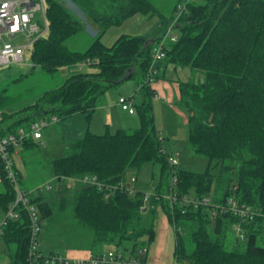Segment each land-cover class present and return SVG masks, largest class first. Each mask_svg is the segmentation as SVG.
<instances>
[{
    "label": "trees",
    "instance_id": "1",
    "mask_svg": "<svg viewBox=\"0 0 264 264\" xmlns=\"http://www.w3.org/2000/svg\"><path fill=\"white\" fill-rule=\"evenodd\" d=\"M68 1L78 13L63 0H46L49 32L35 43L31 57L48 73L65 67L71 73L62 86L46 91L18 111L8 112L12 103L0 94L2 134L29 131L33 123L48 116L58 117L61 123L85 114L90 122L107 92L132 78L138 79L142 93L139 102L130 97L140 126L114 134L107 127L103 135L88 129L81 140L68 143L66 156L52 163L57 181L96 176L102 188L82 184L74 193L67 186L51 199L42 193L34 196L25 189L40 228L42 220L53 215L52 204L60 211L72 207L79 224L92 232L91 255L116 249L129 261L147 264L161 207L175 229L174 260L179 264H264V0H196L187 4L176 22L178 6L184 0L175 5L171 18L153 0ZM135 15L159 17V24L150 35H123L111 47L103 44L102 37L110 28L121 26ZM87 21L99 29L92 44L85 51L69 49L66 41L86 33ZM171 26L179 31L178 40L166 44L165 58L157 63L154 79L160 78L161 66L168 64L202 74V81L180 83L178 105L189 113L190 146L209 160L204 173L171 166L172 155L165 151L156 125L155 91L148 77L153 51ZM84 64L96 66L98 72H80ZM34 146L39 145L29 138L19 148L23 151ZM149 163L160 165L161 171L148 200L143 191L130 194L120 189V185L129 184V168ZM213 165L220 166L219 174H213ZM14 168L23 180L15 161ZM174 176L177 183L172 187ZM0 179L1 220L16 199L1 159ZM170 192L177 201L194 196L208 197L210 202L199 207L172 204L164 197ZM52 198L54 203L50 202ZM234 209L248 214L241 217ZM15 210L18 218L7 220L0 237L15 249L11 264H30V219L22 204ZM230 226L237 242L245 244L243 250L226 248ZM186 232L194 244L192 252L187 249ZM36 254L32 258L45 264L39 239Z\"/></svg>",
    "mask_w": 264,
    "mask_h": 264
},
{
    "label": "rangeland",
    "instance_id": "2",
    "mask_svg": "<svg viewBox=\"0 0 264 264\" xmlns=\"http://www.w3.org/2000/svg\"><path fill=\"white\" fill-rule=\"evenodd\" d=\"M180 1L182 0H153L154 4L167 18H171L175 5ZM185 1L186 0H184L183 3ZM63 2L72 11L78 13L74 5L68 0H63ZM36 18L41 20L39 14ZM90 25H92L91 22L89 23L87 21L86 30L88 33H91ZM125 29L127 31L133 30L130 27H126ZM175 34H179V31L173 30L170 32V35ZM92 42L93 39H91L87 33H81L67 40L65 44L73 51H85L90 47ZM169 42L170 40L167 41V44ZM31 55V52H26L23 63L0 67V94L4 93L8 101L12 103V106L6 109L8 112L18 111L33 104L46 91L62 86L70 75L71 70L69 67L62 68L59 72L52 74L44 71L40 66H36L33 63ZM80 72L96 73L98 69L96 66L84 64ZM115 93L118 97L121 95L127 96V98L135 96L138 102L142 96L138 79L136 78L125 81L119 85L118 88L111 90L107 95L110 96ZM185 112H187V110ZM158 117L159 122L163 126H166V132L163 134L160 133L161 137L164 139L163 147H173V149H167V152L178 158L179 165L177 167L194 173L206 172L209 167V160L206 157L196 154L194 149L190 146L188 123L186 130H183L180 125L177 126L179 127V129H177L175 128L176 125L170 113L169 116H167L164 114V111L160 110ZM134 119L135 122L137 120L139 121L137 114L134 115ZM90 124L92 133L94 134L103 135L107 132L106 126H101L99 122L90 123L85 114H77L59 124L51 125L46 128L43 131V143L39 142V146H34L32 149H25L22 152V156L26 163L24 184L23 180L20 179L22 187L32 192L34 196L42 193L50 199L56 191L63 190L67 186H69V188L71 186L72 192L77 193L82 188V183H75L69 180L58 182L54 176L52 163L54 160L66 156L67 145L71 142L70 140H81L84 137V129L86 130L89 128ZM139 126L140 125L134 126L133 129L129 130L137 129ZM115 132H117V129H112V131H110L112 134ZM179 151L180 153H178ZM160 171L161 166L158 164H144L140 168H129L126 173V179L131 183V178L136 177L138 182L135 184L131 183L132 188L152 195L154 193V186L160 181ZM212 172L215 175L219 174L220 166L214 167L213 165ZM41 188L42 191H40ZM53 200L54 198H52L50 202L54 203ZM58 208V205L52 204L53 215L42 220L39 233L40 249L49 252H60L62 255H67L69 251L79 250L89 252L92 249V232L79 224L73 214L72 207L64 211H60ZM160 216L162 217L161 220H159ZM165 223L166 219L164 213L162 208L159 207L154 224L155 227H161L157 230V232L160 233V241L156 239L154 245L150 246L151 251L153 248L154 249L153 252L149 249V261L147 264H174L173 234H175V229L169 222L168 224L166 223L167 225ZM185 239L188 251L192 252L194 244L187 232ZM226 248L228 250L237 248L243 250L245 248L244 243L237 242V235L232 226L227 230ZM74 258L86 259L81 257Z\"/></svg>",
    "mask_w": 264,
    "mask_h": 264
},
{
    "label": "built area",
    "instance_id": "3",
    "mask_svg": "<svg viewBox=\"0 0 264 264\" xmlns=\"http://www.w3.org/2000/svg\"><path fill=\"white\" fill-rule=\"evenodd\" d=\"M196 0H186L184 3L178 6V16L175 22L180 17L181 13L185 10L186 6L190 2ZM41 16V20H38L37 15ZM171 26L166 32V35L162 41L156 46L153 51L152 66L150 68V74L148 77V82L150 85L155 82L154 76L156 75V65L165 58V46L167 41L170 40L171 43H175L178 40V35H170L173 31ZM49 32V22L47 17V3L46 0H0V67L20 64L24 62V57L26 52H31L35 43L40 39L46 37ZM89 64V62H87ZM82 68V67H81ZM119 104L124 111L129 113H134V99L124 98L119 99ZM59 122L58 117L48 116L40 119L39 121L32 124L29 131L25 129H20L16 134L3 135L0 128V159L3 162L4 169L7 172L9 179L12 181L16 190V199L11 206L9 212L6 216L0 220V235L2 233L3 227L6 225L7 220L18 218V213L15 210L18 205L22 204L28 213L31 226V247H30V264H40L36 262V256L38 250V239L40 233V224L37 217L36 209L31 204L28 196V192L22 187L18 173L14 168L13 155L15 150H17L27 139L31 138L35 141H41L43 138V131L51 125ZM0 124H1V113H0ZM14 148V151L12 150ZM169 163L173 167L179 165L178 158L176 156H171L169 158ZM71 182L82 183L83 185L91 184L97 185L102 188L101 183L98 182L96 176H86L81 180H72ZM137 182L136 177L131 178V183L135 184ZM177 178L174 176L172 179V187L176 186ZM71 188V186H70ZM50 189V187H49ZM121 190L128 191L130 194L135 192L132 185L125 184L120 185ZM173 189V188H172ZM42 191V188L40 189ZM172 191V190H171ZM150 194H146L145 199L148 200ZM172 204L180 203L181 205L199 207L201 205H208L210 199L208 197L198 198L194 196H184L177 201L176 195L170 192L164 196ZM232 201V200H230ZM235 214L239 216H247L248 212L244 210H235ZM238 231L242 232L240 227L237 228ZM241 236H243L241 234ZM144 254L147 252L143 251ZM42 256L41 254L38 255ZM43 261L45 264H123V263H135L140 264L138 260L135 259L129 261L125 258L122 251L112 249L107 251L103 255L93 256L90 255L86 259H75L69 258L64 255H44ZM174 264H179L174 260Z\"/></svg>",
    "mask_w": 264,
    "mask_h": 264
},
{
    "label": "crops",
    "instance_id": "4",
    "mask_svg": "<svg viewBox=\"0 0 264 264\" xmlns=\"http://www.w3.org/2000/svg\"><path fill=\"white\" fill-rule=\"evenodd\" d=\"M159 20H160L159 17H148V16H143V15H135L132 18L125 21L121 26L110 28L103 35L102 42L105 46L111 47L123 35H129V36L150 35L152 31L159 24ZM90 26H91L90 27L91 33H88L87 31L86 33L89 35L91 39L94 40V37L98 33L99 29H98V26L94 24ZM126 27H130L133 30L127 31L125 29ZM159 75H160V78L151 84V88L155 91L153 104H154V110H156L155 117H156L157 129L162 134L166 132V126H163L159 122V117H158L159 111L162 110L164 111L165 115L169 116V113L172 115V118L174 119V122L176 125L175 128L179 129V127L177 126L180 125L183 130H186L189 113L185 112L186 111L185 108L178 105V102L181 97L180 83H186L188 81H195V82L202 81L203 76L201 73L195 72L190 68L179 67V66H176L175 64H168L167 66L162 65ZM109 92H107V94ZM107 94L102 98V101L99 107L97 108V110L95 111L93 117L91 118L90 123L99 122L101 126L108 127L109 131H112V129L129 130V129H133L134 126L140 125V122L138 120L135 122V119H134V115L137 114L135 106H134V113L131 114L127 111H124L119 104V99L121 97L127 98V96L121 95L118 97L116 93L110 96ZM131 97H135V96H131ZM135 101L138 102L137 100ZM80 118H83V117H80ZM56 124H59V123H56ZM88 129L92 132L91 124L89 128H87L86 130L84 129V135L86 134ZM106 131H107V128H106ZM43 138H44V135H43ZM43 138L41 141H35L33 139L31 140L34 143H37L39 145V142L43 143ZM70 141L73 142L74 140H70ZM29 149H32V148L30 147ZM164 149L167 151V149L170 150V149H173V147L166 146ZM20 150L21 148H18L17 150H15L13 157H14V161L17 166V169L23 177V184H24V178L26 175V163L22 156L23 151H20ZM178 153H180V151ZM0 183H1V179H0ZM51 197H53V195ZM164 216L166 219V223L168 224L169 220L165 214ZM161 218L162 217L160 216L159 220H161ZM160 228H158L157 226L155 227L156 239L159 241H160V237H159L160 233H158L157 230ZM173 235H174V250H173V258H174L176 239H175V234ZM154 243L151 246H153ZM153 249L152 251L150 249V251L153 252ZM14 251H15L14 247L8 246L0 237V264H11ZM42 251L44 255H48L51 253V251L50 252L46 250H42ZM57 253H60V252H57ZM90 255H91V251L85 252V251L78 250V251H69L67 255H64V256L70 257V258H74V257L88 258ZM148 261H149V258H148Z\"/></svg>",
    "mask_w": 264,
    "mask_h": 264
}]
</instances>
